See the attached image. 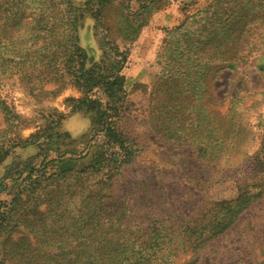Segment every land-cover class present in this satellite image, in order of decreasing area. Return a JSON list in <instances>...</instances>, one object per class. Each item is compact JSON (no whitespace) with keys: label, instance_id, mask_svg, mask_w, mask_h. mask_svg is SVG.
Instances as JSON below:
<instances>
[{"label":"rangeland","instance_id":"rangeland-1","mask_svg":"<svg viewBox=\"0 0 264 264\" xmlns=\"http://www.w3.org/2000/svg\"><path fill=\"white\" fill-rule=\"evenodd\" d=\"M17 5L16 14L26 16L20 29L0 22V208L9 219L0 230V264H16L7 256L26 242L54 262L66 257L65 247L79 246L78 257H88L86 244L103 241L143 257L151 252L154 264H256L264 198L226 235L198 245L224 206L219 201L264 188V73L255 66L264 31L253 26L249 40L263 41L261 48L235 70L211 57L235 49L252 16L264 19V0H110L99 12L89 0ZM48 16L56 23L77 16L78 44L100 67L121 59L112 45L125 54L124 96L105 120L127 152L104 167L95 163L98 153L117 148L105 146L94 111L76 108L84 93L61 59L57 82L51 69L33 64L35 54L16 66L8 61L6 43L26 41ZM223 16L235 18L219 28ZM95 94L106 98L103 89Z\"/></svg>","mask_w":264,"mask_h":264},{"label":"trees","instance_id":"trees-1","mask_svg":"<svg viewBox=\"0 0 264 264\" xmlns=\"http://www.w3.org/2000/svg\"><path fill=\"white\" fill-rule=\"evenodd\" d=\"M62 1L63 0H47L50 4V8L58 6L62 3ZM109 1L110 0H89L92 4L97 3L99 5L97 12L108 4ZM68 5H70V3H68ZM12 6H18L17 0H0V14L2 12L11 14V16H0V22L4 17L9 19L8 25L12 24L13 29L16 31L20 29L21 23L24 19H26V16L16 14V12L19 11V8L17 7V10H14ZM97 12L96 14H98ZM234 18L235 16H223L221 20L219 19L217 25L219 28H222L226 26L227 22ZM77 19V16H65V18L61 17L60 21L56 23L50 22L49 16L44 19L42 18L44 23L38 24V31L34 33L31 32L32 34L26 39L27 42H30L29 46L25 45L28 43L22 38L20 41L10 40V42H5L7 44L6 46H10L13 53L12 55L9 54L7 58L9 57L8 61H11V64L16 66L20 63H26L25 61L28 56L35 54L33 64H39L40 71L44 68L51 69L49 72L52 73V78L55 82L60 81L59 79L61 76L60 73H58V69L55 68V63L58 57L61 59L60 63L65 64V69L70 72L73 80L77 82L78 86L84 93V97L78 101L76 108L84 107L87 111H94L99 117V133L103 134L104 144H106L105 146L108 145L110 149L117 148L116 151L109 150L106 153H98V160H95V163L103 166L102 161H104L105 164L108 163L114 158L118 151L121 150L124 153L127 152L125 150L126 146H124L125 138H123L121 133L117 132L115 128H113L109 122L105 120V113L107 109L109 107L115 109L124 96V91L122 89L123 77L120 74V69L121 63L125 59V54H118L116 47L112 45L109 50H111V52H116L114 55H120L121 59L115 60L105 67H100L95 62H91L90 58L87 57L78 44L76 34L77 28L75 26ZM51 26H54V30L51 29ZM253 26H257L258 28L260 27L264 31V19L259 18V16H252V18L247 21L246 27L242 31L235 49H228L225 52L219 53V56H211L217 60V63H220L216 65H220L221 69L228 68L235 70L241 64L246 63L253 53L260 50L261 46H255L258 45L259 42L262 43L263 41L261 42L260 40L258 42H250L249 40L251 35L250 31H252ZM40 31H43L44 33L40 34ZM228 31L229 39L231 40L234 36L233 34L231 35L230 28ZM247 33H249V35H247ZM259 37L260 35L258 34V38ZM0 44L3 46L2 43ZM22 44L24 45L23 48ZM30 49L31 51H28ZM2 55L3 54L0 52V61L2 59ZM255 66L260 72L264 73V49L258 54ZM101 89H103L106 95V98L103 100L97 96H89L90 92H92L93 95H96L95 93ZM54 91H56L55 88H53V90H49L50 93H53ZM213 104L216 106V100H213ZM214 114L223 118L221 113L217 110H215ZM214 130L219 133L216 127ZM46 150L48 151L47 147ZM34 170V168H31L28 174L30 175V173ZM38 170L42 173L44 167L42 166V168ZM60 170L61 172H68L70 171V166L67 168H60ZM29 175L25 178L29 179ZM35 178L36 176L34 179ZM1 184L2 183H0V185ZM262 198H264V188L253 196H247L246 193L242 194V196H240V198L235 202L219 201L217 204H223L224 206L216 211L214 219L209 218L210 224H207V231L204 236L201 237L202 239L198 245V250L203 247L207 240H212L218 236L226 235L225 233L231 229L232 225L239 218V214L251 207L255 202L257 203V201ZM7 220H9L8 211L5 208H0V230L8 226ZM68 231L69 229L65 230L67 233ZM75 231L76 229L73 230V232H69V234L72 235ZM65 248L64 256L66 257L59 258V260H55L54 262L46 260L40 256L39 247L35 244H30L29 242L22 244L21 248L18 246L14 249L16 256L7 257L14 258L16 264H154L156 261L151 259V255H153L151 252L147 253L146 257H143L142 255H136L134 253L135 251L128 249L127 245L115 244L113 242L103 241L99 242L96 246L86 244V248L83 250L87 252L91 250L88 257H78L77 252L79 251V246ZM92 248H94V250H92ZM67 250L69 254H67ZM196 263L197 261L192 264ZM256 264H264V249L261 252V259L258 260Z\"/></svg>","mask_w":264,"mask_h":264}]
</instances>
